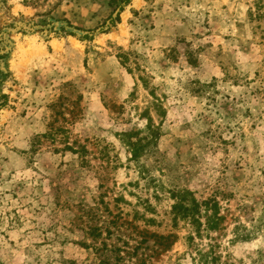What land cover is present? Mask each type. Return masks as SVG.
<instances>
[{
	"label": "rangeland",
	"instance_id": "rangeland-1",
	"mask_svg": "<svg viewBox=\"0 0 264 264\" xmlns=\"http://www.w3.org/2000/svg\"><path fill=\"white\" fill-rule=\"evenodd\" d=\"M118 3L0 0V264H264V0Z\"/></svg>",
	"mask_w": 264,
	"mask_h": 264
},
{
	"label": "trees",
	"instance_id": "trees-1",
	"mask_svg": "<svg viewBox=\"0 0 264 264\" xmlns=\"http://www.w3.org/2000/svg\"><path fill=\"white\" fill-rule=\"evenodd\" d=\"M117 0H112V4ZM119 3L116 6L124 7L131 0H118ZM0 98H4V102L0 104V108L6 104L7 97L5 94L0 93ZM151 131L150 134L153 133V138L156 139L159 137V134L156 129H152V124H149L148 127ZM154 130V131H153ZM137 133L124 132L125 141L130 146L132 158L138 159L144 152L146 147L150 146L148 135L144 137H135ZM135 138V140H132ZM70 147V146H69ZM73 149V148H70ZM173 197L175 199V203L173 204L172 213L174 218V224L178 225L179 220H184L192 225L195 229V232L201 236V227H205L206 231H215L219 229L221 222L225 219L224 216L221 215V208L219 203L216 200H204L200 202L196 197L189 191H179L174 192ZM205 218V223L202 222V218ZM158 237L157 235H155ZM175 235L170 234L168 236L161 235L159 236L160 240H158L159 246H164L165 249L169 248L170 245H173L174 242H170V239ZM177 237V236H175ZM194 235L190 234L188 239L190 241H194ZM202 257H204L205 263L208 261H214L216 258L208 257L212 252H202L199 250Z\"/></svg>",
	"mask_w": 264,
	"mask_h": 264
}]
</instances>
